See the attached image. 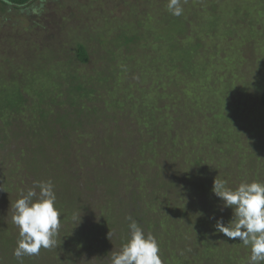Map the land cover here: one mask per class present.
<instances>
[{
	"label": "rangeland",
	"instance_id": "rangeland-1",
	"mask_svg": "<svg viewBox=\"0 0 264 264\" xmlns=\"http://www.w3.org/2000/svg\"><path fill=\"white\" fill-rule=\"evenodd\" d=\"M167 3H0V102L25 97L22 112L0 110L10 141L0 155V264H19L11 204L49 180L62 216L57 243L23 264H111L129 239L128 217L143 218L163 264L191 249L203 259L195 264H247L250 246L214 227L233 212L221 211L212 188L216 177L232 189L264 181V0H181L178 17ZM78 83L81 93L71 89ZM69 92L81 107L68 106ZM48 105L59 110L41 117ZM33 129L41 159L26 167L33 145L17 141Z\"/></svg>",
	"mask_w": 264,
	"mask_h": 264
},
{
	"label": "clouds",
	"instance_id": "clouds-1",
	"mask_svg": "<svg viewBox=\"0 0 264 264\" xmlns=\"http://www.w3.org/2000/svg\"><path fill=\"white\" fill-rule=\"evenodd\" d=\"M167 9L173 16H181V0H168ZM38 10L33 9V12ZM227 181L215 178L212 192L221 201V211L230 208L233 218L225 224L216 221L215 229L227 238L250 246L247 264H264V181L241 182L232 189ZM37 189L39 191L37 192ZM57 196L51 180L35 181L26 192L11 204L12 223L19 229V238L13 256L23 264L26 256H37L41 249L56 245L61 224V212L56 206ZM128 225L129 239L118 252H112L111 264H163L157 239L145 233L142 226L131 217ZM112 233H109L111 238Z\"/></svg>",
	"mask_w": 264,
	"mask_h": 264
},
{
	"label": "trees",
	"instance_id": "trees-1",
	"mask_svg": "<svg viewBox=\"0 0 264 264\" xmlns=\"http://www.w3.org/2000/svg\"><path fill=\"white\" fill-rule=\"evenodd\" d=\"M35 1H37V0H0V3L2 5H4V6H6V7L10 6V7L16 9V10H21V9L26 8V7H29L30 5H33ZM39 1H43V0H39ZM139 36L135 35L134 37H131V39H133L132 41H134V40L137 41L136 37H138V40H140L141 37L139 39ZM77 57L83 63H88L90 61L91 56H90V52H89V50H88L86 45H84V44H79L78 45V47H77ZM78 84H80V85H78ZM78 84L72 86L71 89H72V91H78V92L81 93V92H83V91H81V87L82 86H81V83H78ZM69 94L71 96H68V100H67V102H69L68 106L71 107V108L81 107L82 103L80 102V99L79 100L76 99V97L73 95V92H69ZM24 98H25L24 95L21 94L19 102L17 104L13 103L12 106L9 105L8 103L6 104L4 102H0V110L2 111L3 114L7 113L10 110H12L13 112H18V113L22 112L21 105H23ZM263 98H264V95H263ZM47 107L48 108H46V107L40 108L39 113H40L41 117H46L45 115H49L50 113H53V114L57 113V111L59 110V108H57L56 111H55V109L52 106H49V105ZM48 109H49V111H46ZM64 110H65V108H64ZM65 111L66 112L70 111L72 113L73 110L66 109ZM7 136L8 135H5L4 130L1 129L0 130V155L2 157L5 156V155L3 153H1V152L3 151V149H5V147L7 145H9V142H10V141H8L9 138ZM19 138H22V140L17 141V142H19V143L20 142H22V143L29 142L31 144V146L33 145L32 149L27 150V151L24 150L25 153L23 152L24 153L23 164L24 165L26 164V167H27V163H28V160H29L28 158L29 157H32V159H37L39 161L41 159V151L39 149V144H38L39 141H37V139L40 138L39 129H33L32 131L25 132V134H23V136L19 137ZM26 147L28 148V145ZM13 149H14V151L11 152L13 157L18 153V150L19 151L23 150L21 145L20 146L18 145L17 149L15 147ZM31 150H33V151H31ZM14 152H16V153H14ZM8 154L10 155V153H8ZM32 159L30 158V160H32ZM63 159H66V158H63ZM64 162H66V161L65 160L62 161L61 164H63ZM53 163L55 164V162H53ZM61 164H59L58 166L61 167L62 166ZM134 210L132 211V215H133L134 212L138 213V214H142L140 207L137 208V210H135V211ZM134 218L138 219V223L142 226V228L148 229L147 225H144L145 222L142 223V221H143L142 217H134ZM141 218H142V220H141ZM154 218H155V220L152 219V222L154 221V226H155L154 229H155V231L159 232V228L157 226H158V223L160 225L163 224L161 221H159V220L162 219V217H159L158 215H156V216H154ZM167 218L168 217H166L163 220L167 221ZM105 243H107V241ZM200 256H201V253L200 254H198V253L196 254V253H194V250L191 249V252L189 254H184V256H181L182 259H187V260L186 261L182 260V261L179 262V264H195V263H198V262L201 263L202 262L201 260H203V259L199 260L198 258H201ZM202 256H205L207 258L208 254L207 253H202ZM209 256H212V254L210 252H209ZM110 260H111V257L109 256V262H110ZM207 260H208V258L205 260V262H207V264H210L211 262H213V261L208 262ZM217 260H218V258H217ZM221 261L224 262L223 258H220V262ZM92 264H95V263L93 262ZM105 264H106V262H105Z\"/></svg>",
	"mask_w": 264,
	"mask_h": 264
}]
</instances>
